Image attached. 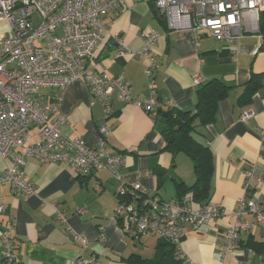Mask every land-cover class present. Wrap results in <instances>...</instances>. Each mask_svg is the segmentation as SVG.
<instances>
[{"label": "crops", "instance_id": "1", "mask_svg": "<svg viewBox=\"0 0 264 264\" xmlns=\"http://www.w3.org/2000/svg\"><path fill=\"white\" fill-rule=\"evenodd\" d=\"M101 22L107 29L105 41L94 61L86 66L97 72L105 70L109 79L121 78L135 99L146 97L148 91L144 62L132 52L141 48V35L151 31L161 35L155 45L158 107L192 111L195 77L202 83L220 78L233 87L218 104L216 122L197 127L192 134L211 150L213 175L209 202L221 205L222 216L199 227L186 226L179 251L187 264L239 261L264 264L261 256L247 248L241 247L223 262L220 255L227 223L236 221L230 214L237 200L246 197L264 208V85L253 95L250 104L243 107L237 104L250 76L264 73V38L259 33L246 34L234 43H226L203 35L194 47L186 31L180 33L168 27L165 17L155 9V0H123ZM261 25L259 21V30ZM116 35L132 51L123 58L116 57L120 49L114 39ZM40 96L51 101L58 91L42 89ZM116 96L114 90L112 114L104 119L102 108L86 85L75 82L64 92L61 102L60 111L67 118L63 135L94 146L98 128L106 125L109 152L125 156L120 169L123 181L127 185L139 184L150 195L163 200L179 199L174 180L186 186L194 183L191 162L183 154L172 157L164 151V140L152 116L132 103L119 102ZM244 112H252L253 117L240 121ZM36 133L37 128L32 127L31 143L36 141ZM10 164L9 157L0 159V176ZM24 170L35 189L34 196L23 200L8 185L0 186L5 208L0 217L1 228L9 229L11 221L15 222L11 233L20 264H67L78 258H95L98 264H143L142 261L153 259L159 238L149 236L135 241L121 232V222L111 220L117 204V183L110 175L99 172L94 177L77 176L67 165L42 164L34 159L27 161ZM248 173L261 177L262 181L253 182L245 192L243 183ZM55 209L63 213L66 223L57 219ZM78 210L81 212L77 213ZM244 219L254 220L250 216ZM99 227L103 228L102 241L98 239ZM68 228L87 239L85 249L71 240ZM249 236L256 242H264V228L255 225L250 232H242L240 240L245 241Z\"/></svg>", "mask_w": 264, "mask_h": 264}, {"label": "built area", "instance_id": "2", "mask_svg": "<svg viewBox=\"0 0 264 264\" xmlns=\"http://www.w3.org/2000/svg\"><path fill=\"white\" fill-rule=\"evenodd\" d=\"M122 1L0 0V24L8 26L6 33H0V159L9 157L11 163L0 176V186L8 185L23 200L34 196L35 189L24 170L30 159L42 164L67 165L77 176L94 177L105 172L117 183V204L111 220L122 223L121 232L135 241L155 236L172 243L179 251L185 227H199L219 220L221 205L197 204L188 195L163 200L150 195L139 184L127 185L120 174L125 156L109 152L106 125L98 128L94 146L81 139H69L62 133L67 123L60 111L63 94L77 81L86 85L93 100L102 108L104 119L112 114L114 90L119 102L132 103L148 115L156 109L155 45L161 37L158 32L142 34V46L135 52L125 47L120 37H114L120 46L117 58L132 52L144 62L148 95L140 100L131 97L129 85L121 78L109 79L105 70L97 72L86 66L94 61L107 35L101 19ZM155 9L165 17L169 28L180 33L186 31L197 47L203 35L234 43L246 34L258 33L264 0H155ZM200 82L199 77L193 79L195 86ZM42 89H56L58 96L51 101L44 100L40 96ZM251 117L252 112H244L240 121ZM32 127L37 128L33 143L29 134ZM261 181V177L248 173L243 189L246 192L253 182ZM4 211L0 195V217ZM55 214L61 223H66L60 210L55 209ZM230 215L236 221L227 223L225 228L220 248L222 262L241 248L242 232H250L255 225L264 228V208L255 200L246 197L237 200ZM245 216L254 220L248 222ZM14 226L13 220L9 229H2L0 223V264H20L14 253L15 240L11 233ZM67 230L71 240L85 249L87 239L70 228ZM102 231L99 227L100 241L104 239ZM67 264L98 263L95 258H78ZM237 264L251 263L239 261Z\"/></svg>", "mask_w": 264, "mask_h": 264}, {"label": "trees", "instance_id": "3", "mask_svg": "<svg viewBox=\"0 0 264 264\" xmlns=\"http://www.w3.org/2000/svg\"><path fill=\"white\" fill-rule=\"evenodd\" d=\"M259 21L262 22V25L258 33L264 38V12L260 14ZM263 85L264 73L252 74L243 85V92L238 97L237 104L241 107L250 104L253 95ZM232 88L220 78H212L204 83L201 81L196 85L195 103L192 111H180L174 108L163 109L157 105L154 113L149 114L152 116L155 128L164 140V151L172 157L183 154L191 162L194 183L191 186H186L182 181L174 180L179 199L189 195L194 203L206 204L209 202L213 157L209 147L197 142L192 134L197 127L204 128L216 122L218 104L227 97ZM239 245L261 256L264 262V242H256L249 236L245 241L240 240ZM179 255L178 249L172 243L160 240L155 247L153 259L142 261V263L187 264Z\"/></svg>", "mask_w": 264, "mask_h": 264}, {"label": "rangeland", "instance_id": "4", "mask_svg": "<svg viewBox=\"0 0 264 264\" xmlns=\"http://www.w3.org/2000/svg\"><path fill=\"white\" fill-rule=\"evenodd\" d=\"M8 31V26L5 23L0 24V33H6Z\"/></svg>", "mask_w": 264, "mask_h": 264}]
</instances>
